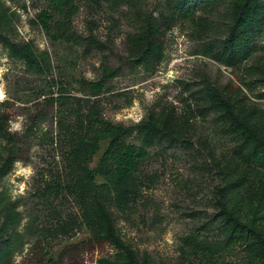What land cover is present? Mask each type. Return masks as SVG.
<instances>
[{
    "label": "rangeland",
    "instance_id": "rangeland-1",
    "mask_svg": "<svg viewBox=\"0 0 264 264\" xmlns=\"http://www.w3.org/2000/svg\"><path fill=\"white\" fill-rule=\"evenodd\" d=\"M2 1L17 15L10 39L32 44L44 67L41 74L32 73L0 45V118L12 134L25 136L24 161L0 182V191L15 204L19 218L12 264H101L117 255L111 245L91 240L74 198L64 190L69 179L64 159L70 142L67 130L85 112L82 101L89 98L82 82L99 80L105 61L122 69L96 97L105 119L129 126L154 107L169 106L181 114L192 109L194 127L187 136L190 149L169 143L149 149L127 207L114 211L117 229L140 255L147 254L157 264H206L196 245L221 237L217 228L202 224L215 218L223 188L209 166L208 152L229 153L235 143L222 133L215 115L205 118L197 109L206 107L201 96L207 88L240 87L248 101L264 111V88L248 70L255 61L264 63V35L249 62L230 68L204 56L192 24L178 21L166 31L163 61L146 72L122 63L127 36L135 27L133 10L121 0H74V16L69 20L51 12L47 30L35 24L39 13L50 11L44 0ZM134 1L155 16L164 7L163 0ZM90 36L105 43L107 50L89 48L83 39ZM35 115L39 121L32 124ZM106 149L103 143L91 169L97 168ZM102 182L98 177L97 183ZM243 182L241 198L230 211L252 227L264 203V168L253 166Z\"/></svg>",
    "mask_w": 264,
    "mask_h": 264
},
{
    "label": "trees",
    "instance_id": "trees-1",
    "mask_svg": "<svg viewBox=\"0 0 264 264\" xmlns=\"http://www.w3.org/2000/svg\"><path fill=\"white\" fill-rule=\"evenodd\" d=\"M44 1L50 11L39 13L35 24L45 30L53 19L51 12L63 13L69 20L74 16V0ZM121 1L133 10L135 30L127 36V56L122 62L132 69L153 72L161 64L166 31L178 21L192 24L204 56L230 68L249 62L264 35V0H163L164 7L158 16L145 12L139 2ZM16 16L0 0V45L10 58L24 61L30 72L41 74L44 67L33 45L17 43L9 37ZM83 40L89 48L95 47L101 52L108 48L93 36ZM105 62L99 80L82 82L89 98L82 101L85 112L67 130L70 142L64 159L69 179L64 190L74 198L82 226L89 231L91 240L109 244L117 251L113 261L101 264H157L123 239L114 211L121 212L127 207L131 192L137 188L136 173L148 158L149 149L158 143L192 147L187 140L194 129L192 109L181 114L173 107H154L140 122L129 126L105 119L96 97L122 72L120 67H111ZM256 62L249 67V75L264 88V63ZM209 88L201 96L206 107H197V110L205 118L215 115L222 133L234 141L235 147L219 155L208 152L209 166L215 170L223 188L219 190L215 218L202 225L217 228L221 237L197 244L196 251L206 264H264V203L261 216L252 227L241 224L230 211L232 203L241 198L243 180L251 175L253 166L264 168V111L251 104L240 87ZM260 99H264V94ZM31 121L32 124L39 121V116H33ZM27 130L30 132L31 128ZM24 138L12 134L0 118V182L12 173L18 162L24 161ZM103 143H107V149L97 168L91 169L90 164ZM98 177L103 179L101 184L97 183ZM18 222L15 204L7 201L0 191V264H12Z\"/></svg>",
    "mask_w": 264,
    "mask_h": 264
},
{
    "label": "bare ground",
    "instance_id": "bare-ground-1",
    "mask_svg": "<svg viewBox=\"0 0 264 264\" xmlns=\"http://www.w3.org/2000/svg\"><path fill=\"white\" fill-rule=\"evenodd\" d=\"M0 98H3V94H2V91H0Z\"/></svg>",
    "mask_w": 264,
    "mask_h": 264
}]
</instances>
